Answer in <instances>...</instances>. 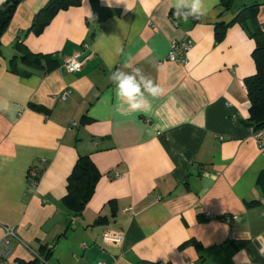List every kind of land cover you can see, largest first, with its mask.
Returning a JSON list of instances; mask_svg holds the SVG:
<instances>
[{
  "label": "crops",
  "instance_id": "1",
  "mask_svg": "<svg viewBox=\"0 0 264 264\" xmlns=\"http://www.w3.org/2000/svg\"><path fill=\"white\" fill-rule=\"evenodd\" d=\"M170 5L18 1L0 36V238L13 227L10 264H264V155L244 83L256 71L250 32L264 30V0H218L187 23ZM175 39L191 41L184 63L167 58ZM73 56L82 65L68 72ZM134 68L164 93L126 114L109 76ZM81 156L98 179L75 216L64 198ZM104 232L122 239L103 243Z\"/></svg>",
  "mask_w": 264,
  "mask_h": 264
},
{
  "label": "trees",
  "instance_id": "2",
  "mask_svg": "<svg viewBox=\"0 0 264 264\" xmlns=\"http://www.w3.org/2000/svg\"><path fill=\"white\" fill-rule=\"evenodd\" d=\"M18 1L19 0H5L0 4V36L6 30ZM58 7V5H51L47 8H42L38 14L34 16V21L29 30L36 31V29H40ZM245 16L246 14L237 16L235 20L242 21L245 19ZM216 34H218V32ZM250 37L255 41V48L252 56L256 65V71L253 75L246 77L244 83L247 97L250 102L249 120L255 125L256 130H261L264 129V30L260 28L252 30L250 32ZM16 44L17 47L20 46L21 41L17 40ZM22 55V59L30 64L34 63V59H38L37 55L28 50H23ZM31 169L38 172V176L35 177V183H37L39 174H41L42 171L37 169V165L32 166L30 170ZM97 179L98 175L92 167L88 157H79L68 177V191L64 198L65 205L73 211V215H80L93 192ZM201 217L202 219H208L204 215ZM218 219L222 220L221 216H219ZM70 221L68 225H71ZM51 250V247L45 248V252L48 255Z\"/></svg>",
  "mask_w": 264,
  "mask_h": 264
},
{
  "label": "clouds",
  "instance_id": "3",
  "mask_svg": "<svg viewBox=\"0 0 264 264\" xmlns=\"http://www.w3.org/2000/svg\"><path fill=\"white\" fill-rule=\"evenodd\" d=\"M0 3H3V0H0ZM217 3L218 0H171L170 7L178 20L182 19L187 23L189 19L200 20L206 17ZM109 79L115 85L118 99L127 105L126 114L149 110L151 102L148 97L158 98L164 93V89L150 78H146L139 68H134L131 73L116 70L111 72ZM259 251L264 255V247Z\"/></svg>",
  "mask_w": 264,
  "mask_h": 264
},
{
  "label": "built area",
  "instance_id": "4",
  "mask_svg": "<svg viewBox=\"0 0 264 264\" xmlns=\"http://www.w3.org/2000/svg\"><path fill=\"white\" fill-rule=\"evenodd\" d=\"M191 48V41L189 39H175L170 42V51L168 53V60L178 63H184L186 61L187 52ZM82 62L78 60L75 56L68 58L64 62V68L68 72H76L81 68ZM68 97V90L63 91L56 98L60 101L66 100ZM254 138L256 141V145L260 150V153L264 155V131L257 130L254 134ZM118 176V174H116ZM36 176H38V172L36 170H30L28 173V177L30 178V182L32 185L35 184ZM35 178V179H34ZM206 218H214L215 216L210 212L204 214ZM222 220L229 221L231 216L223 215L221 216ZM71 224L74 222L71 219ZM17 239L15 231L13 227H6L4 230L3 237L0 238V264H10V258L12 255L11 248V239ZM122 239V235H110L106 232L102 234V242H113L119 243ZM52 248V246H51ZM96 264H105L104 262H97Z\"/></svg>",
  "mask_w": 264,
  "mask_h": 264
}]
</instances>
